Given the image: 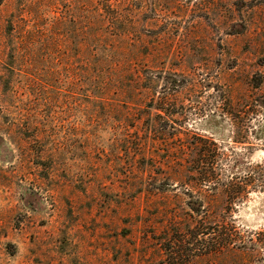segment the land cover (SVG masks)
Listing matches in <instances>:
<instances>
[{
	"label": "rangeland",
	"instance_id": "374dc122",
	"mask_svg": "<svg viewBox=\"0 0 264 264\" xmlns=\"http://www.w3.org/2000/svg\"><path fill=\"white\" fill-rule=\"evenodd\" d=\"M192 133L264 179V0H0V264H264V182L194 227Z\"/></svg>",
	"mask_w": 264,
	"mask_h": 264
},
{
	"label": "trees",
	"instance_id": "16d2710c",
	"mask_svg": "<svg viewBox=\"0 0 264 264\" xmlns=\"http://www.w3.org/2000/svg\"><path fill=\"white\" fill-rule=\"evenodd\" d=\"M233 116L238 119L240 114L237 112L231 116L229 113L230 120L235 119ZM176 141L179 143L176 144L174 151L180 155L176 162L178 171H182L186 179L192 181L194 185L205 186L213 195L220 189L226 194L219 202L208 198L207 201L192 199L187 203L195 219L194 227L198 229L204 225V219H209L213 221L210 226H216V229L220 230L219 244L235 245L234 236L240 227H244L234 218L232 210L234 206L243 204L248 194L258 188L254 186L255 180L264 182L263 176L260 174L254 176V172L253 174L250 172L252 164L242 157L229 160V157L225 156L219 146L209 138L192 133L185 138L179 135ZM155 143L158 144L157 140ZM223 162L228 164L225 165ZM218 218L222 223L217 222Z\"/></svg>",
	"mask_w": 264,
	"mask_h": 264
}]
</instances>
